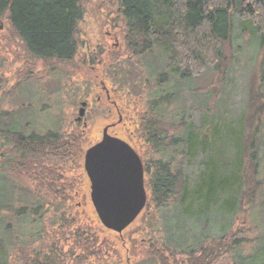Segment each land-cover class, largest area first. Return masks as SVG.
I'll use <instances>...</instances> for the list:
<instances>
[{
	"label": "trees",
	"instance_id": "16d2710c",
	"mask_svg": "<svg viewBox=\"0 0 264 264\" xmlns=\"http://www.w3.org/2000/svg\"><path fill=\"white\" fill-rule=\"evenodd\" d=\"M99 5L104 24L118 28L124 47V54L115 51L103 64L105 76L123 90L137 84L133 66L147 74L146 109L139 113L136 135L158 156L144 162L147 212L140 214L141 230L154 235L131 238L132 252L137 248L140 255L136 264H264V0H102ZM84 16L82 0H0V19L18 36L32 65L73 62ZM235 16L241 48L254 47L244 113L229 123L221 118L212 123L206 114L193 129L182 95L203 76H211L214 85L224 78L233 60ZM90 47L86 44L90 60L101 61L104 49ZM214 91L204 92L208 112ZM11 115L0 109V264L104 261L111 247L68 214L76 181L66 182L63 173L74 160L80 162L82 132L30 129V123L21 129ZM218 125L225 129L219 136ZM197 155L200 165L190 183L184 163ZM13 178L32 184L33 191ZM172 207L182 215L184 232L178 236L163 214ZM240 214L249 218L250 232L257 229L254 237L244 235ZM216 216L226 221L224 233L211 230Z\"/></svg>",
	"mask_w": 264,
	"mask_h": 264
},
{
	"label": "rangeland",
	"instance_id": "374dc122",
	"mask_svg": "<svg viewBox=\"0 0 264 264\" xmlns=\"http://www.w3.org/2000/svg\"><path fill=\"white\" fill-rule=\"evenodd\" d=\"M82 2L85 16L79 25L78 35H76L80 48L71 63L51 64L41 60L35 61L33 65L31 62L27 63L24 58L25 51L18 36L8 31L7 24L0 19V109L12 113L9 118L15 123L19 122L21 129L23 125L30 123V129L45 125L59 128L61 132L66 133L82 132L83 143L81 148L83 154L79 153L81 149L77 150L80 162L74 160L73 168L63 173V179L66 182L76 181V190L72 192L73 197L69 202L73 207L68 214L75 217L80 225L90 227L91 232L95 233L100 241H105L111 248L119 250L123 257L122 260L118 259L110 248L104 255V261L95 260L93 264H136L140 255L137 248L134 253L132 252L131 238L137 237L138 234V238L143 240L150 233L154 235L149 228L144 231L141 230L140 216L147 212L146 206L140 213L141 215L139 214L136 220L121 234L105 228L99 222L90 201L89 181L84 172L83 157L85 150L101 139L102 129L108 123L116 121L118 117L115 108H111L110 111L111 104L106 101L102 82L110 91L111 99L117 101L122 117L121 123L111 127L109 133L115 134V136L129 143L143 163L145 160L158 157L157 154L148 153L147 146L136 135L139 113L146 109V85L143 83L147 74L141 68L133 66L138 74L137 84L132 85V87L128 86L123 90L109 82L102 66L105 61L111 59L115 51L118 54H124L122 35H120L118 28H113L111 24H104L106 13L99 5L102 0H82ZM240 31V20L235 16L231 37L233 60L224 78L214 85L211 76L207 78L203 76L190 87L192 91L186 90L182 95L183 111L186 118H190L193 129H199L206 114L209 115L207 119H210L209 121L212 123L217 118L225 119L229 123L236 121L244 113L249 82L254 74V47L242 46L241 48ZM88 43L94 52L104 49V52L100 54L101 61L98 60L100 57L96 58L95 62L90 60L88 49L86 50ZM81 55L86 60L85 65L81 63ZM121 58L124 59L125 57L122 56ZM151 58L149 62H155L153 57ZM206 89L215 90L211 100L213 106L209 107V112L205 106V99L207 98H205L204 92L208 91ZM261 90L264 93V88ZM81 102H85L86 114L77 120ZM34 122L36 123L35 126L31 124ZM218 126L219 136L225 129L222 125ZM237 129H239V125ZM208 140L209 137L205 140V144ZM260 146L264 148V139ZM200 160V156L197 155L193 159H186V163H184V173L189 177L190 183L192 179L189 175L197 174ZM13 179L18 184L28 186L33 191L32 184H27L20 178ZM146 191L148 193L147 189ZM148 211H150L149 208ZM163 214L170 221L173 234L178 236L184 232L182 221H180L182 215L178 214L174 207L169 208ZM46 215L52 216V213L49 212ZM156 216L159 217V213ZM52 222L51 225L55 227V223ZM237 223L240 227H245L244 235L246 237L255 236L257 229L252 227L250 232L249 218L246 215L240 214ZM188 225L190 226L191 223L188 222ZM225 226L226 221L216 216L211 230L214 233H224ZM159 228L157 226L155 229ZM137 230L138 232H135ZM160 235L162 233H155L156 237ZM14 254L16 255L15 252Z\"/></svg>",
	"mask_w": 264,
	"mask_h": 264
},
{
	"label": "water",
	"instance_id": "95a60500",
	"mask_svg": "<svg viewBox=\"0 0 264 264\" xmlns=\"http://www.w3.org/2000/svg\"><path fill=\"white\" fill-rule=\"evenodd\" d=\"M80 105L77 120L84 115L85 102ZM83 158L95 214L105 228L121 234L146 206L142 161L129 143L108 133L107 127Z\"/></svg>",
	"mask_w": 264,
	"mask_h": 264
},
{
	"label": "flooded vegetation",
	"instance_id": "af4514ba",
	"mask_svg": "<svg viewBox=\"0 0 264 264\" xmlns=\"http://www.w3.org/2000/svg\"><path fill=\"white\" fill-rule=\"evenodd\" d=\"M109 82H112V81H109ZM112 83H114L115 85H117V83L116 82H112ZM101 85H102V90L105 92V94H106V101L107 102H110V104H111V106H110V111H111V108H115L116 109V112H117V114H118V117H117V120L116 121H114V122H112V123H108L105 127H107V131H108V133H109V129L111 128V127H113L115 124H120L121 123V121H122V117H121V111H120V109H119V107L117 106V101L116 100H113V99H111V97H110V91L105 87V85L103 84V82L101 83ZM114 91H115V89H113ZM100 97H98V99H99ZM100 100V99H99ZM85 108V107H84ZM85 114H86V112H85V110H84V116H85ZM84 124H86L85 122H84ZM104 127V128H105ZM103 128V129H104ZM103 129H102V132H103ZM111 135H113V134H111ZM114 136H115V134H114ZM133 148V147H132ZM142 161V160H141ZM142 164H143V169H144V164L145 163H143V161H142ZM145 175H146V172H145V169H144V183H145Z\"/></svg>",
	"mask_w": 264,
	"mask_h": 264
}]
</instances>
